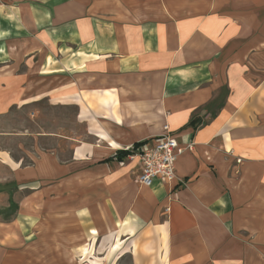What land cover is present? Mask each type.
<instances>
[{
	"label": "crops",
	"instance_id": "1",
	"mask_svg": "<svg viewBox=\"0 0 264 264\" xmlns=\"http://www.w3.org/2000/svg\"><path fill=\"white\" fill-rule=\"evenodd\" d=\"M45 99L84 133L26 167L0 148V183L32 192L0 264L49 261L53 236L64 264H261L264 0H0V116ZM165 126L193 147L142 185L116 154Z\"/></svg>",
	"mask_w": 264,
	"mask_h": 264
},
{
	"label": "rangeland",
	"instance_id": "2",
	"mask_svg": "<svg viewBox=\"0 0 264 264\" xmlns=\"http://www.w3.org/2000/svg\"><path fill=\"white\" fill-rule=\"evenodd\" d=\"M77 111L75 106L53 105L47 99L22 109L13 107L9 113L0 116V148L11 153L12 157L24 167L32 165V153L37 144L41 149L53 147L62 149L63 152H60V157L64 159V149L70 150L71 145L66 147L64 142L50 136L59 138L69 135L72 137L83 136L84 127L76 121ZM37 134L47 135L48 139L36 140L34 138ZM2 174L0 171V175ZM4 175L8 177V181L5 180L3 184L0 183V224L19 221L20 213H27L26 210L23 211V207H28V198L32 193L28 188L19 187L11 179L12 174H9L7 170ZM28 216L29 214H26L23 220L27 222ZM22 237L24 239L28 236L22 235ZM52 241L59 245L52 246L50 251L52 255L47 256L49 261H45L43 255H37L35 262L28 263L30 248L24 247L21 249V254L24 253L26 256L22 257L19 264H64V238L59 242L53 236ZM36 248L37 253H44V248H40V246ZM78 261L74 264H89V262L84 263L81 259ZM8 263L13 264V262H5V264ZM120 264H132L131 257L123 258ZM261 264H264V250L261 255Z\"/></svg>",
	"mask_w": 264,
	"mask_h": 264
},
{
	"label": "built area",
	"instance_id": "3",
	"mask_svg": "<svg viewBox=\"0 0 264 264\" xmlns=\"http://www.w3.org/2000/svg\"><path fill=\"white\" fill-rule=\"evenodd\" d=\"M193 145L183 146L176 136L165 126L164 134L152 143L145 142L138 146H131L127 150L133 153L128 157H138L142 164L139 182L151 186L155 180L172 183L177 179L176 162L178 157Z\"/></svg>",
	"mask_w": 264,
	"mask_h": 264
},
{
	"label": "trees",
	"instance_id": "4",
	"mask_svg": "<svg viewBox=\"0 0 264 264\" xmlns=\"http://www.w3.org/2000/svg\"><path fill=\"white\" fill-rule=\"evenodd\" d=\"M142 143H145V142L137 143L134 146H138ZM132 153H133L132 151L125 149V150L119 151L116 154V158H119L120 160H122L124 157H127V156L131 155Z\"/></svg>",
	"mask_w": 264,
	"mask_h": 264
}]
</instances>
